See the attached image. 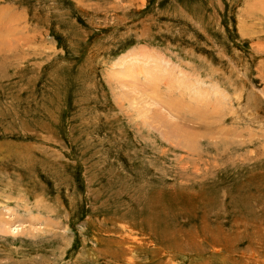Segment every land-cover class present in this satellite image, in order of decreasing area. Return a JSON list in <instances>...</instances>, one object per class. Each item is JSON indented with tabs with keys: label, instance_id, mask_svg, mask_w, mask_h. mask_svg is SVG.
Returning <instances> with one entry per match:
<instances>
[{
	"label": "rangeland",
	"instance_id": "rangeland-1",
	"mask_svg": "<svg viewBox=\"0 0 264 264\" xmlns=\"http://www.w3.org/2000/svg\"><path fill=\"white\" fill-rule=\"evenodd\" d=\"M0 264H264V0H0Z\"/></svg>",
	"mask_w": 264,
	"mask_h": 264
}]
</instances>
